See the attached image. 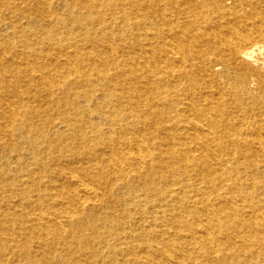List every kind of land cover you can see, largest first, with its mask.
I'll return each instance as SVG.
<instances>
[{"label":"bare ground","instance_id":"bare-ground-1","mask_svg":"<svg viewBox=\"0 0 264 264\" xmlns=\"http://www.w3.org/2000/svg\"><path fill=\"white\" fill-rule=\"evenodd\" d=\"M0 264H264V0H0Z\"/></svg>","mask_w":264,"mask_h":264}]
</instances>
